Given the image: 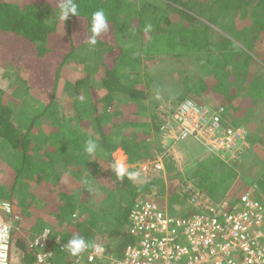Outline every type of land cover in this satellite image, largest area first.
<instances>
[{"label":"trees","instance_id":"1","mask_svg":"<svg viewBox=\"0 0 264 264\" xmlns=\"http://www.w3.org/2000/svg\"><path fill=\"white\" fill-rule=\"evenodd\" d=\"M59 3L0 0V60L9 62L0 71V201L11 206L0 214L13 222L10 264L124 259L138 241L130 232L132 209L140 198L160 200L165 182L117 178L114 153L122 149L130 165L163 153L164 100L225 106L229 125L255 131L242 156L225 160L211 152L195 162L192 180L171 193L174 215L195 213L180 187L186 181L217 193L218 201L264 186V133L250 121L264 103V0H76L80 14L66 21ZM101 9L109 31L90 46L91 15ZM160 59L179 75L183 91L175 99L151 91L150 68ZM67 65L76 69L72 78ZM258 116L264 123V112ZM89 139L97 144L91 155ZM171 155L167 172L176 179L182 171ZM248 158L262 179L252 185L235 172ZM45 228L53 256L40 262L31 243ZM77 236L93 246L73 256L65 245ZM95 245L103 252L89 260Z\"/></svg>","mask_w":264,"mask_h":264},{"label":"built area","instance_id":"2","mask_svg":"<svg viewBox=\"0 0 264 264\" xmlns=\"http://www.w3.org/2000/svg\"><path fill=\"white\" fill-rule=\"evenodd\" d=\"M160 116L163 153L129 164V168L139 166L144 173L163 176L165 200L140 198L136 202L129 218L130 232L138 241L127 247L123 260L113 258L111 264H264V203L252 193L234 201H218L186 181L180 187L195 213L184 217L171 212L166 198L171 196L166 160L176 144L193 138L217 156L234 160L249 149L248 130L226 122L225 106L210 107L191 97L177 106L164 100ZM0 208L10 212L11 206L0 201ZM12 230L11 221L0 215V264H10ZM51 240L52 232L45 228L32 241L40 262L53 256ZM102 252L95 245L89 260Z\"/></svg>","mask_w":264,"mask_h":264},{"label":"rangeland","instance_id":"3","mask_svg":"<svg viewBox=\"0 0 264 264\" xmlns=\"http://www.w3.org/2000/svg\"><path fill=\"white\" fill-rule=\"evenodd\" d=\"M60 43L63 44V41H60ZM173 64L174 63L171 64L168 60L160 59V60L156 61L155 64L152 65V67L150 68L151 71H153L155 73V82L152 85L153 87H151V89H152L151 91L158 94L159 100L162 98L168 97V96L175 99V98L179 97L183 91L182 85L179 81V75L172 74L171 66H173ZM7 67H9L8 60L7 59L0 60V71L7 69ZM67 69H68V77L72 78L74 76L76 69H73L71 66H68V65H67ZM256 72H259V70H257ZM262 75L264 76V72L262 73ZM151 98H152V96H151ZM262 110H264V109H261V105H260L259 111H256V112L260 113ZM244 127L248 130V128L246 126H244ZM119 150L120 149H118L114 153L115 158L122 157L126 163L127 168L129 169V164L127 162V156L124 154L123 151H119ZM209 153H211V151H209L203 144H201L200 142L196 141L193 138H189L185 141H182V142L176 144L175 147L173 149H171V151H169V154H172L171 156L175 159L176 165L178 166L179 169H181L182 172L179 175V177L176 179L175 178L173 179L172 177H170V174L168 173L169 178L167 180V184H169V182H170L169 191L172 193L173 188H175L174 186L180 184L183 180L188 179L191 181L192 179H190V177H189V173H191V172H189V171L194 167V164L198 159H200L201 157H204L205 155H209ZM166 162H167V160H166ZM256 166H257V164H256ZM256 166L253 167V163L250 164V161H249L243 167H241V166L238 167L235 170V172L237 173V175H236L237 178L239 177V173H242L243 170H249V169L252 170ZM133 172L137 174L136 179H135L137 182H142L145 179H147V181H148V180H151L152 177L154 178L155 176L160 177L159 175H157V173H152V172L144 173V170L139 166L137 168H134ZM249 184L252 185V183H249ZM254 188L255 187H253V188L251 187V190H250L252 195L259 197L256 193L253 192ZM166 189L167 188L164 186L162 189L163 193ZM208 194L213 199L219 198V195L217 193L216 194L215 193L210 194L208 192ZM166 198H167V202L169 203V206L172 208L173 204L175 203V198L173 197V195L166 196ZM159 199L165 200L163 194H161V197ZM0 215L2 216V214H0ZM18 217H20V216H18ZM9 220L11 221V224L13 225L11 218H9Z\"/></svg>","mask_w":264,"mask_h":264},{"label":"clouds","instance_id":"4","mask_svg":"<svg viewBox=\"0 0 264 264\" xmlns=\"http://www.w3.org/2000/svg\"><path fill=\"white\" fill-rule=\"evenodd\" d=\"M60 19L66 21L70 15L79 16L80 9L76 0H60L58 5ZM90 33L91 36L88 39V44L90 46H96L98 43V37L107 31H109V21L106 16V13L103 9L95 11L91 15L90 22ZM97 149V144L95 141L89 139L86 142L85 152L89 155L95 153ZM111 171L115 173L117 178L123 179L127 176L130 180L136 179V173L130 172L126 166V163L122 157L116 158L111 165ZM93 245L86 243L83 237H75L68 241V244L65 247L70 251L73 256L79 255L86 248L92 247ZM99 251V249H97Z\"/></svg>","mask_w":264,"mask_h":264},{"label":"crops","instance_id":"5","mask_svg":"<svg viewBox=\"0 0 264 264\" xmlns=\"http://www.w3.org/2000/svg\"><path fill=\"white\" fill-rule=\"evenodd\" d=\"M199 102V101H198ZM200 103V102H199ZM201 104V103H200ZM212 104V103H211ZM209 102L207 103H203V105H207V106H210V107H215V105H211ZM213 104H215V103H213ZM261 105V109H264V103L263 102H260V103H258V105L255 107V111H254V114H252V116H251V118H250V121H252L253 119L255 120L254 122H255V124H257V129H258V131L260 132V133H264V123L263 122H259V116L258 115H261V113L262 112H264V110H262L260 113L259 112H256V111H259V106ZM228 115H229V113H228ZM233 116V115H232ZM230 117V116H229ZM234 118V117H233ZM243 118L245 119V116H243ZM234 121H235V119H234ZM236 125H242V126H246L247 128H248V141H249V148L252 146V140H253V138H252V136H253V134H252V132H255V131H253L252 130V128L251 127H249L250 125H248V124H244V123H236ZM119 151H123L122 149H120ZM249 151V150H248ZM124 152V151H123ZM251 159L250 158H248V160H246L244 163H242L241 165H239L238 167H243L247 162H249ZM237 167V168H238ZM166 169H167V165H166ZM242 169V168H241ZM254 169L255 168H253L252 170H243L242 171V173H239L240 175H242L245 179H247L248 181H249V183L250 182H253V180H255L256 179V181L257 180H259L260 179V181H262V179L260 178V175L261 174H259L258 175V173L256 172L257 171V169H255V171H254ZM239 172V171H238ZM168 173V172H167ZM263 183H264V181H263ZM255 189H256V193H257V195L259 196V198H260V202H262V203H264V186L261 188V186L259 187V184H257V186L255 187ZM11 264H15V263H13L12 261H11Z\"/></svg>","mask_w":264,"mask_h":264}]
</instances>
